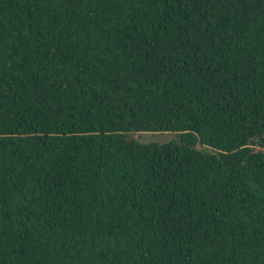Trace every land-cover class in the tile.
<instances>
[{
    "label": "trees",
    "instance_id": "obj_1",
    "mask_svg": "<svg viewBox=\"0 0 264 264\" xmlns=\"http://www.w3.org/2000/svg\"><path fill=\"white\" fill-rule=\"evenodd\" d=\"M0 264H264V0H0Z\"/></svg>",
    "mask_w": 264,
    "mask_h": 264
},
{
    "label": "rangeland",
    "instance_id": "obj_2",
    "mask_svg": "<svg viewBox=\"0 0 264 264\" xmlns=\"http://www.w3.org/2000/svg\"><path fill=\"white\" fill-rule=\"evenodd\" d=\"M174 133L172 132H138L133 135L134 138L141 142H167L174 138ZM198 148H202L198 146Z\"/></svg>",
    "mask_w": 264,
    "mask_h": 264
}]
</instances>
